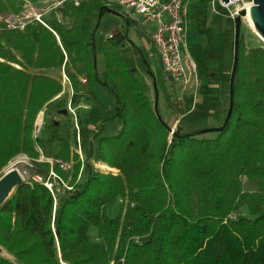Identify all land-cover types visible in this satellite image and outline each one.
<instances>
[{
  "label": "trees",
  "instance_id": "obj_1",
  "mask_svg": "<svg viewBox=\"0 0 264 264\" xmlns=\"http://www.w3.org/2000/svg\"><path fill=\"white\" fill-rule=\"evenodd\" d=\"M23 1L38 0H0V169L19 154L38 159L37 148L47 158L72 155L75 132L49 117L65 109L57 97L62 82L43 70L63 69L75 106L90 99L79 77L101 103L91 97L97 110L106 112L103 88L113 99L103 121L116 120L119 128L95 133L67 186L55 164L61 180L52 179L51 190L36 181L14 189L0 207V247L11 255L0 253V264H264V46L247 48L240 35L231 111L220 130L177 128L169 137L170 126L114 35L99 40L104 70L98 73L82 21L101 0L65 2L61 17L68 25L51 16L42 19L49 28L7 27L4 18L18 14ZM206 3L191 9L202 13ZM151 76L164 89L160 71ZM40 112L44 122L34 137ZM48 169L35 164L43 177ZM241 178L257 188L244 190Z\"/></svg>",
  "mask_w": 264,
  "mask_h": 264
},
{
  "label": "rangeland",
  "instance_id": "obj_2",
  "mask_svg": "<svg viewBox=\"0 0 264 264\" xmlns=\"http://www.w3.org/2000/svg\"><path fill=\"white\" fill-rule=\"evenodd\" d=\"M195 1V0H193ZM22 9L18 14L14 15V19H16V24H20L22 22L25 23H32L34 21V17L36 15L41 14V19L46 20L49 17H60V20L64 22L65 25H68L67 18H63L60 16L62 7H50L51 0H38L36 2H28L23 1L21 3ZM103 2L98 5L92 7L88 12L85 14L84 19L82 21V32L84 37L89 41H93L94 48L93 53L96 60V66L99 74H102L103 71H100L101 68H104V61H103V54L102 50L99 46V40L101 38H105V35L112 33L115 36V40H119L117 46L118 48L122 46V44L129 45L127 52H128V61L134 67L135 73L138 76V79L143 83L142 73H144L145 77L152 78L151 74L147 70V64H149L152 72L156 74L159 72V62L156 58H151L148 55V51L142 46L139 45V32L141 30L148 29L149 26L144 25L141 21L132 22L130 25H124L123 27H127L128 30V38L123 39L120 41V33L119 30L122 29V10L119 6L109 3L110 6H105L103 12L99 14V10ZM212 5L210 0H207L205 5V10L201 13L200 12V20L188 22L187 25V32L188 31H200V42L198 45H188V52L192 57L193 61L196 63L197 66V77L201 79L202 76H205L204 68L207 67L209 70L213 71V75L221 77V81L224 80V93L225 96H228V88H229V75L232 65V58H233V20L229 19L227 16L226 8L220 6L218 3L215 4L216 12H212L211 8ZM110 8L113 11L108 9ZM11 14H8L7 17H11ZM21 23V24H22ZM34 34V31L31 33V36ZM240 35L244 39V43L247 48L254 47V46H264V41L256 34L248 25V23L243 19L241 22V33ZM0 42L5 43V38L0 34ZM139 49V51H138ZM126 50L123 51L125 53ZM60 69H55V76L60 78L62 85L65 86V90L62 95H60V100L62 101L63 105H65V109L67 107V102L70 99L71 94L67 91L68 84L64 83L62 77V68L61 74H57ZM229 73V74H228ZM47 74V73H46ZM52 74V73H51ZM152 74V75H154ZM211 74V73H210ZM82 77L79 78L82 81ZM151 81V80H150ZM216 80H211L214 83ZM82 84V89L85 92V95L92 96L94 101H96L95 96L90 90H87V87L84 83ZM145 87V86H144ZM146 92L152 103L155 101V95L153 91V84H151L150 88H145ZM160 92L158 95L157 100V108L164 119V121L170 126L172 130H176L178 128V123L183 127L186 132H192L195 130H204L210 128L208 125V107H200V105H193L192 100L188 101L187 106L184 108L181 107L180 102L182 99L179 97H175L174 95H169V91L166 89L160 88ZM100 92L104 95L107 102L110 105V108L106 112L98 111L95 102L91 101V97L88 102L82 103L80 106L72 105L75 108V114H66L62 115L60 112H55L51 110L49 113V117L52 118L55 122L60 124H69V130L75 132V141L71 142V151L72 155L69 160H62L59 158L52 159L45 157L39 148L37 150L40 152L39 158L36 160H30L25 154H19L11 161L8 162L4 167L0 169V179L7 171L10 164L14 163L15 161H23L16 167V171L19 175H22L24 181H33L34 178L37 176H43L39 173H36L35 164H42L47 163L49 165V169L47 171V175L49 174L51 168L57 161H65L67 165L64 168L59 167V169L63 172L66 176V180L62 181L63 186H67L68 182L71 181L72 176L75 174V170L73 167L77 163V160L80 162L85 160V150L89 147H93L96 142L95 133H97L100 128L102 131L100 133L101 136H109L116 133L119 128V123L116 120H107L103 121L104 119L108 118L112 114L113 108V99L110 95L104 91L103 88H100ZM161 93V94H160ZM172 93V91H171ZM220 96L222 91L218 93ZM212 97L216 99L217 92H213ZM173 98V102L172 99ZM97 102V101H96ZM99 106H101L100 102H97ZM85 105L86 107H81ZM176 105H179V108L184 111L181 116L178 117L179 120H176L174 123V115L171 108H175ZM209 106H211L209 104ZM187 110H190V113H185ZM100 115V116H99ZM102 116V117H101ZM44 122V117H43ZM104 122V123H103ZM41 134V130L39 133L33 132L34 137H39ZM211 134V132H208ZM172 136V133H169V137ZM210 136V135H208ZM58 147L56 146V149ZM77 155V158L74 157ZM92 164V160L90 161ZM95 164V163H94ZM55 172V171H54ZM56 174V172H55ZM46 175V176H47ZM55 178H48V181L51 182L55 179L61 180L59 174ZM78 179L83 178L80 173L77 175ZM76 178V179H77ZM36 180V179H35ZM242 188L247 191H254L257 188V185L254 181L249 180L247 178H241ZM46 187V186H45ZM52 188V187H51ZM241 214L248 216L247 210L245 208L241 209ZM93 235L95 233L93 232ZM0 253L5 256L11 258V255L6 253L0 247Z\"/></svg>",
  "mask_w": 264,
  "mask_h": 264
},
{
  "label": "built area",
  "instance_id": "obj_3",
  "mask_svg": "<svg viewBox=\"0 0 264 264\" xmlns=\"http://www.w3.org/2000/svg\"><path fill=\"white\" fill-rule=\"evenodd\" d=\"M68 1H72L74 5L79 4V0H51L50 7H62ZM101 2L107 7L110 6L109 3L119 6L122 10V18L126 21H141L144 25H153L148 32V38L151 48L158 58L163 82L178 87L182 92L192 91L191 95L194 97L199 85L197 79L198 68L187 49L186 27L191 6L198 0H101ZM210 3L212 5L210 9L214 13L216 12L214 8L216 3L226 8L227 16L231 20H234L240 11L245 10L246 7L242 0H232L228 3H224L222 0H210ZM247 7L249 8V6ZM56 18L58 22H61L60 17ZM15 21L14 15L4 18L7 27H23L24 24H16ZM36 22L49 28L41 19L39 13L34 17L32 23ZM112 36L113 34L109 33L105 35V38L109 39ZM62 77V81L69 85V80L64 73ZM82 82H84V79H82ZM66 110L69 114H75V108L71 106L70 101L67 102ZM42 125L43 112H40L35 119L33 132L39 133ZM22 162L20 161V163ZM57 165L64 168L67 163L57 161ZM20 176L22 177V175ZM50 176H53L52 178L57 177L53 168L46 177L37 176L33 181L40 182L51 190L52 183L48 181V178H51Z\"/></svg>",
  "mask_w": 264,
  "mask_h": 264
},
{
  "label": "crops",
  "instance_id": "obj_4",
  "mask_svg": "<svg viewBox=\"0 0 264 264\" xmlns=\"http://www.w3.org/2000/svg\"><path fill=\"white\" fill-rule=\"evenodd\" d=\"M197 2H195L194 4H192V6L194 7L196 5ZM191 6V7H192ZM200 11L197 10V9H194L192 8L190 10V15L188 17V22L189 20L191 19V21H199L200 20ZM124 21V19H123ZM22 23V22H20ZM132 22H129V21H124L122 22V29L119 30V33L120 35L122 36H125V38H128V30H127V27H123L124 25H130ZM23 24V23H22ZM132 25V24H131ZM188 25V23H187ZM153 27V25H149L148 29H145L144 30H141L139 32V45L142 47H144L147 51H148V55L153 59V58H157V56L154 54L153 52V49L151 48V45H150V42H149V30ZM33 32V31H32ZM186 38H187V48H188V45H191V44H194V45H198L199 42L201 41L200 38V31H188L187 32V27H186ZM129 45L128 43L127 44H122V46L119 47V51L124 59V61L129 64L132 68H134L128 61V52H127V49H128ZM125 51V53H123V51ZM139 51V49H138ZM104 61V60H103ZM159 62V61H158ZM104 68H101L100 71H103ZM147 70H149L150 74H154L149 66V64H147ZM158 70L160 71V64H159V68ZM45 73H47L48 75H50L51 77H54L56 78L55 76V68L54 69H46V70H43ZM61 70H59V72L57 74H61L60 73ZM205 73V76H202L201 79H198V82H199V85L196 89V93L194 94V97L191 95L192 94V91H185V92H182L178 87L174 86V85H171V84H168L166 82H163V85H164V89H166L167 91H169V95H174V99L175 97H179V99H182V102H180L179 104H181V107L184 108L183 110L185 111V107L187 106V103L188 101L192 100V103L193 105H200V107H208V125L210 128H216V127H219L223 120H224V117L226 115V112H227V109H228V96H225V93H224V80L221 81V77L218 76H214L213 74V71L209 70V68L205 67L204 68V71ZM52 73V74H51ZM63 69H62V74H63ZM211 73V74H210ZM230 73V72H229ZM228 73V74H229ZM157 74V73H156ZM154 74V75H156ZM138 77V76H137ZM142 77H143V85L145 86V88H150L151 84H153V91H154V95H155V100H156V103H157V100H158V95H159V92L161 91L159 87V83L157 84L158 87L156 86V84L154 83L153 79L151 78L149 80V78H145V75L144 73H142ZM80 78V77H79ZM215 79L216 81L214 83L211 82V80ZM81 83H84L82 81H80ZM65 86H63V91L57 96L59 97L60 95L63 94L65 88ZM67 91L69 92H72L71 90V87L70 85H68V89ZM172 91V93H171ZM222 91V94L221 96L218 94L219 92ZM148 92V90L146 91ZM213 92H217V95H216V99L214 97H212V93ZM161 94V93H160ZM90 95V94H89ZM148 95V94H147ZM149 96V95H148ZM92 97V96H90ZM150 97V96H149ZM172 99V102H173V98ZM195 99V101H194ZM82 103H85L84 102H80V104L76 105V106H80ZM209 104L211 106H209ZM81 107H86L85 105L81 106ZM172 109V113L173 115L175 116L174 117V121L173 123L176 121V120H179L178 117L181 116V114H183L184 111H182L180 108H179V105H176V107L174 108H171ZM185 113H190V110H187ZM100 116V115H99ZM102 117V116H101ZM117 122V121H116ZM171 126V125H170ZM178 128H180L183 132H186L183 127L180 125V123H178Z\"/></svg>",
  "mask_w": 264,
  "mask_h": 264
},
{
  "label": "water",
  "instance_id": "obj_5",
  "mask_svg": "<svg viewBox=\"0 0 264 264\" xmlns=\"http://www.w3.org/2000/svg\"><path fill=\"white\" fill-rule=\"evenodd\" d=\"M224 3H228L232 0H222ZM244 5L249 6V16L256 29V32L261 36L264 41V0H242ZM245 10L240 13L233 20V58L232 65L229 75V88H228V109L223 120L224 125L230 115L232 101H233V86H234V74L237 67L238 56H239V42L241 33V22L242 17L245 15ZM156 104V100L154 102ZM60 114L66 115L67 110L62 109ZM210 131H218L221 126L216 128H208ZM205 130V129H204ZM173 134L174 130L170 129ZM20 164V161H15L10 164V168L7 169L5 174L0 179V207L10 197L14 189L20 185L24 179L16 171V167Z\"/></svg>",
  "mask_w": 264,
  "mask_h": 264
},
{
  "label": "bare ground",
  "instance_id": "obj_6",
  "mask_svg": "<svg viewBox=\"0 0 264 264\" xmlns=\"http://www.w3.org/2000/svg\"><path fill=\"white\" fill-rule=\"evenodd\" d=\"M245 15L243 16V19L248 23V25L250 26V28L256 33V34H258L257 32H256V29H255V27H254V25H253V23H252V21H251V19H250V16H249V8L246 6L245 8ZM259 35V34H258ZM259 37L261 38V36L259 35ZM262 39V38H261ZM263 40V39H262ZM8 168H10V166L8 167Z\"/></svg>",
  "mask_w": 264,
  "mask_h": 264
}]
</instances>
